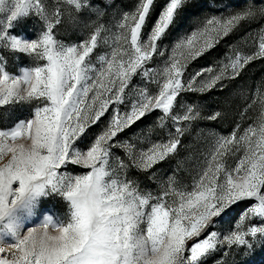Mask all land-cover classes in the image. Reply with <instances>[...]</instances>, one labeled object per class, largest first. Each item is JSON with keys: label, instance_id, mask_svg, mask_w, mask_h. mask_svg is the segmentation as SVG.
Instances as JSON below:
<instances>
[{"label": "snow or ice", "instance_id": "obj_1", "mask_svg": "<svg viewBox=\"0 0 264 264\" xmlns=\"http://www.w3.org/2000/svg\"><path fill=\"white\" fill-rule=\"evenodd\" d=\"M157 2L137 0L109 25L113 0H0V122L10 121L0 126V264H206L221 249L247 255L264 247V88L241 113L257 105L256 120L215 137L190 188L155 170L177 154L192 122L224 115L201 116L194 104L179 105L181 112L178 97L222 89L264 59V0L206 18L167 56L162 41L187 0H164L153 19ZM29 20L39 25L31 33ZM245 24L257 25L250 51L233 48L225 62L185 79L191 62ZM62 29L80 39H60ZM10 57L20 61L11 70ZM157 57L165 59L154 67ZM25 107L29 114L17 116ZM156 111L157 126L174 129L166 139H120ZM133 170L157 190L142 187ZM50 200L65 206L63 214L45 207ZM240 202L249 203L234 227L212 230Z\"/></svg>", "mask_w": 264, "mask_h": 264}, {"label": "rangeland", "instance_id": "obj_2", "mask_svg": "<svg viewBox=\"0 0 264 264\" xmlns=\"http://www.w3.org/2000/svg\"><path fill=\"white\" fill-rule=\"evenodd\" d=\"M95 2L102 3L103 0H95ZM248 2L249 0H187V4L177 17L175 25L162 41L161 47L168 50L166 56L179 38L190 34L193 30L200 27L206 18L226 16L244 7ZM136 3L137 0H113V6L107 8V14L104 17L105 22L109 25L114 24L120 12L133 11ZM162 3H164V0H158L156 12L159 11V6ZM155 17L156 15L153 19ZM25 26L29 33L39 27L38 23L32 20L26 21ZM256 27V24L242 25L236 32L224 38L210 52L198 58L196 61L191 62L185 73V79L190 78L194 72L209 65L225 62L226 57L232 53L233 48H240L246 52L250 51V37L248 34ZM20 30L19 28L17 29V31ZM59 38L66 42L75 43L80 39V35L72 33L70 29L68 31L62 29ZM164 59L165 57H157V64L153 66H162ZM19 62L10 57L9 69H14L15 65ZM24 63L25 65L29 63L27 58H24ZM249 67L252 70H249ZM135 84L138 87H144L146 82L141 81L140 78H136ZM149 87L151 91H156L155 84H151ZM257 88H264V59H258L248 64L237 79L225 81V86L222 89L218 87L205 93L186 92L181 94L178 97V110L181 112L183 109L179 105L194 104L198 106L201 116H207L215 111H220L224 115L222 119L217 121L199 119L192 122L188 126V131L181 138L182 142L177 154L156 166L155 170L158 176L166 179L169 175L175 174L176 178L182 184L190 188L200 168L203 167V154L206 153L215 137L229 135L236 128L237 124L240 125V131H243L244 128L256 120L259 115L257 105L248 108L245 115L242 116L241 113L245 112L246 105L250 102L251 96ZM28 114L29 111L26 107L16 112V115L22 118ZM159 115V111L146 115L133 125L131 129L123 133L120 139L136 141L139 138L141 141L152 142L166 139L169 130L174 131V129H171V125L163 129L158 127L157 117ZM108 119L109 116H106L99 126L90 129L81 141L80 146L82 148L90 143L92 138L104 127ZM4 123H10V121L0 122V126H4ZM147 146L148 143L141 144V147L146 148ZM236 162V157H230L228 159V164L230 165L234 166ZM73 171L80 173L84 170L75 168ZM130 174L139 178L142 187L153 192L157 190L158 185L149 181L145 175L135 170ZM248 203H238L227 216L222 219H217L212 230L222 234L229 232L234 227L240 213L243 212ZM45 207L60 214H63L65 211V206L55 200L48 201ZM39 219H42V217L38 218L36 223L39 222ZM206 264H264V247L257 245L247 255H245V250L242 248H234L231 252L226 248L221 249L209 257Z\"/></svg>", "mask_w": 264, "mask_h": 264}, {"label": "trees", "instance_id": "obj_3", "mask_svg": "<svg viewBox=\"0 0 264 264\" xmlns=\"http://www.w3.org/2000/svg\"><path fill=\"white\" fill-rule=\"evenodd\" d=\"M156 13H157L156 11L153 12V14H152L153 17L156 15ZM150 23H151V22H150ZM249 70H252L251 67H249Z\"/></svg>", "mask_w": 264, "mask_h": 264}]
</instances>
